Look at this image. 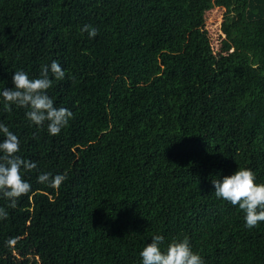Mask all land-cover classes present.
Returning a JSON list of instances; mask_svg holds the SVG:
<instances>
[{
    "label": "trees",
    "instance_id": "1",
    "mask_svg": "<svg viewBox=\"0 0 264 264\" xmlns=\"http://www.w3.org/2000/svg\"><path fill=\"white\" fill-rule=\"evenodd\" d=\"M208 1L224 8L235 105L205 28ZM53 60L65 78L49 73L47 94L73 114L58 135L0 97L17 155L37 164L22 172L31 191L15 207L0 196V264H142L155 235L162 250L187 237L203 264H264V222L247 228L212 183L239 168L264 183V0H0V90ZM42 173L67 178L54 189Z\"/></svg>",
    "mask_w": 264,
    "mask_h": 264
},
{
    "label": "clouds",
    "instance_id": "2",
    "mask_svg": "<svg viewBox=\"0 0 264 264\" xmlns=\"http://www.w3.org/2000/svg\"><path fill=\"white\" fill-rule=\"evenodd\" d=\"M83 32L90 38L98 34V30L91 25H84ZM52 77L63 80L65 72L61 65L53 60L50 65H42L38 78H29L23 70H16L12 83L14 87L0 90L5 110L10 111L11 106L26 109L25 117L31 125L42 127L47 122L50 135H58L67 125L73 114L66 108H57L54 101L47 94L52 86ZM0 196L7 199L9 207H15L17 200L31 191V184L22 175L37 168V164L17 155L20 151L19 138L9 128L0 123ZM66 174L42 173L37 180L41 184L59 189L66 180ZM214 194L217 199L238 206L243 211L245 226L254 228L264 222V183L257 184L255 173L249 168H239L234 174L224 176L223 179L212 180ZM8 213L0 208V219H7ZM164 237L155 235L151 243L146 244L140 252L142 264H203L201 256L194 252L187 237L172 240L162 250Z\"/></svg>",
    "mask_w": 264,
    "mask_h": 264
},
{
    "label": "rangeland",
    "instance_id": "3",
    "mask_svg": "<svg viewBox=\"0 0 264 264\" xmlns=\"http://www.w3.org/2000/svg\"><path fill=\"white\" fill-rule=\"evenodd\" d=\"M204 7V24L210 37L212 51L216 57V66L220 70L223 91L228 103L235 105L237 103V95L242 91V84L231 66L232 54L230 51H225L221 43L223 38L221 22L224 8L213 3V1L204 2Z\"/></svg>",
    "mask_w": 264,
    "mask_h": 264
}]
</instances>
